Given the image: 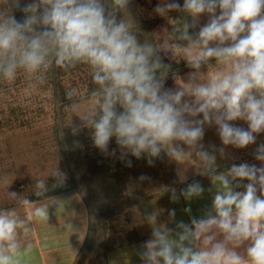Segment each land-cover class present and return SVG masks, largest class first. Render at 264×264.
Returning <instances> with one entry per match:
<instances>
[{"label": "clouds", "instance_id": "obj_1", "mask_svg": "<svg viewBox=\"0 0 264 264\" xmlns=\"http://www.w3.org/2000/svg\"><path fill=\"white\" fill-rule=\"evenodd\" d=\"M130 2L31 0L21 7L20 0H13L12 8L23 12L24 18L0 12V75L12 80L23 69L43 83L53 65L67 71L87 64L97 86L91 95L98 98L99 106L79 117L93 130L94 146L101 153L108 154L115 137L127 167L132 166L126 159L129 154L137 159L146 154L149 166L162 151L178 163L185 155H195L200 164L197 174L208 176L216 188L212 206L190 223L176 222V238L173 229L157 225V212L147 214L152 237L138 250L143 264H264V143L255 153L260 167L240 163L226 172L216 171L217 154L225 158L226 146L243 149L255 143V134L264 132V0H184L182 6L178 0H163L154 9L157 14L181 11L191 17V23L175 27L159 48L141 44L133 25L117 20L116 13H128ZM205 13L209 21L190 34ZM161 49L170 50L174 57L175 50H181L194 70L188 73L187 83L176 77L181 82L176 90L164 89L165 72L157 76L166 67L157 54ZM213 58L231 71L205 79L200 69ZM66 95L71 100L75 90ZM117 105L122 112L116 111ZM238 119L246 121L248 128L231 123ZM206 125L217 127L222 147L206 148L202 143ZM79 130L80 126H72L73 134ZM177 174L181 181L186 179L183 171L178 169ZM55 178L63 183L66 176L57 169ZM244 180L248 183L242 185ZM241 187L243 191L235 190ZM35 189V196L43 199L24 201L32 207L25 218L15 208L0 209V264H21L19 258L31 248L29 244L22 250L21 239L34 231L30 222L48 223L49 207L58 205L56 199L48 202L45 180L37 181ZM167 191L175 203L181 197L186 201L201 197L205 189L193 181L179 194L175 188ZM7 196L18 197L8 191ZM168 215L175 221V209ZM242 246L243 253L237 251Z\"/></svg>", "mask_w": 264, "mask_h": 264}, {"label": "rangeland", "instance_id": "obj_2", "mask_svg": "<svg viewBox=\"0 0 264 264\" xmlns=\"http://www.w3.org/2000/svg\"><path fill=\"white\" fill-rule=\"evenodd\" d=\"M133 1L137 4L144 20L155 30L159 44L169 40L173 34L172 26L176 22L175 15L179 14V11H170L162 16L154 9L163 0ZM183 2L184 0H178L181 6ZM216 14L219 15V9ZM209 18L208 14H202L198 27L204 26ZM169 42L176 43L175 40ZM161 50L169 64L186 61L179 49L175 50V57L170 50ZM192 71L194 70L163 77L164 89L176 90L181 83L176 80V77H179L183 83H187L188 73ZM229 71H231L230 67L216 63V60L210 66L200 69L205 79ZM47 75L46 73L45 76ZM88 78L84 71L76 70L61 79L62 89H65L66 94L75 90L72 99H66L69 101L68 105L67 102L64 104L63 123L70 129L74 125L80 126L79 132L73 134L76 137L91 135L87 130L92 129L83 125L79 115L93 111L99 106L98 98L86 97ZM46 80L47 78L41 83L34 75L26 72L17 73L12 80H0V110L2 111L0 115V209L15 208L21 218L32 211V207L24 203L26 199L40 201L34 194L37 181L45 180L48 189L54 185L62 186L70 183L66 160L60 150L56 133L58 115L55 111V95L57 91L53 84ZM64 91L61 96L67 97ZM184 99L191 98L185 96ZM74 102V106H71ZM7 122L9 123L6 124ZM231 123L237 127L248 128L244 120L238 119ZM204 131L202 143L206 148L210 145L222 147L215 125H206ZM210 135H215L217 142H214ZM255 135L254 144L243 149L226 146L227 155L223 159L217 154L216 171L226 172L228 169L224 170L221 167L229 165L230 168L233 164L240 163L255 164L260 167L262 162L254 158L241 162L243 157L255 154L257 147L264 143V132ZM183 147L185 151L188 150L186 146ZM112 150L108 154L104 153V156L110 158L114 166L119 154L115 151L112 155ZM167 156L161 155L162 162L155 161L153 166L144 170V176L149 179L136 180L137 182L130 180L129 184L126 183L122 193V203L117 206L108 222L109 227L106 228V233L110 232L108 244L111 251L107 253L108 264H143L138 250L140 245L152 237V225L146 220L147 214L157 212V225H166L173 229L172 237L176 238V222L190 223L191 218H201L211 208L216 188L208 176L197 174L200 164L195 155L192 157L185 155L181 163ZM57 169L66 176L63 183L57 182L55 178ZM178 169L183 171L186 177L183 181L177 174ZM193 181H199L205 189L201 197L190 201L181 197L175 203L170 201L171 193L167 191L168 189L175 188L179 194L180 189ZM241 183L247 184L248 181L244 180ZM235 190L243 191L244 189L241 187ZM7 191L16 192L18 197L9 198ZM257 194L259 195V192ZM53 201L58 205L53 204L49 207L48 223L39 220V224H42L44 228V234L41 236L38 231L37 235L44 239L43 243H39V239L33 242L27 240L26 248L29 244L31 248L19 258L21 264H101L97 255L87 259L78 258L76 255L80 247L85 244V235L86 232L88 233L89 215L84 199L76 193L48 198L49 203ZM136 207L139 208V212L134 211ZM186 208H190L191 212H185ZM171 209H175V221L169 218L168 211ZM97 222L98 226L103 227L101 220Z\"/></svg>", "mask_w": 264, "mask_h": 264}, {"label": "trees", "instance_id": "obj_3", "mask_svg": "<svg viewBox=\"0 0 264 264\" xmlns=\"http://www.w3.org/2000/svg\"><path fill=\"white\" fill-rule=\"evenodd\" d=\"M30 2L31 0H20L21 7ZM12 7L13 0H0V12H6L7 14L13 15L17 20H22L24 18V13ZM116 16L118 21L125 19L126 22L133 25L132 31L136 33L137 39L141 44L146 42L151 43L157 48L160 47L155 30L144 20L135 1L131 0L128 13L117 12ZM175 19L176 22L172 26L173 32L175 27H182L186 22L191 23V17L181 11H179V14L175 15ZM37 30L39 31L42 29L38 27ZM198 31V25L196 28L189 29L190 34L198 33ZM175 42L177 43V41ZM179 43L186 45L187 42L179 41ZM157 54L162 57V63L166 66L165 69L157 71L158 77L160 76V71L165 72L164 77H166L172 74H183L192 70L188 67L187 62L169 64L162 50H159ZM212 60H214V58L209 62ZM203 66L205 65H202V67ZM76 70L84 71L89 77L87 83L88 93L86 97L92 98L91 92L94 91L97 86L92 82L91 67L89 65L77 64L74 68L67 71L53 65L47 71L48 75L46 76V81L52 83L57 91L55 95V111L58 115L56 117L58 122L56 133L60 144V150L66 160L70 183L69 185L66 183V185L63 184L62 186H51L46 196L49 198L56 196L63 197L77 193L84 199L89 215V222L87 227L88 233L86 235L82 254H101L108 240V232L106 233V228L109 227L108 222L111 216L114 215L117 206L122 203V193L126 183L129 184L130 180L135 182H137L136 180H140V176L145 174L143 173L144 170L148 169L150 166L147 163L148 157L146 154L140 159L129 154L126 159L132 161V166L127 167L125 162L120 159L121 152L119 146L116 144L115 137L111 138L109 142V151L115 149L119 154L113 166L112 160L105 157L104 153H101V151L94 146L92 140L93 130H87V132L91 134L90 136L83 137V135L76 137L71 133L72 129L64 125V104L67 102L68 105L69 101H66L67 97H65V95L61 96V93L65 90L64 88L62 89L61 79L63 76H66L68 73H73ZM22 72L25 71L23 69L17 70V73ZM0 80L3 81L6 79L0 75ZM116 111L119 113L122 112L123 109L117 105ZM1 114L2 111L0 110V115ZM8 123L9 122L6 124ZM161 155L167 154L162 151L160 156ZM158 158L156 160L153 158L154 164L155 161L156 163L163 161L160 157ZM41 199L43 198L39 197L38 200ZM98 220L102 221L103 227L98 226Z\"/></svg>", "mask_w": 264, "mask_h": 264}, {"label": "crops", "instance_id": "obj_4", "mask_svg": "<svg viewBox=\"0 0 264 264\" xmlns=\"http://www.w3.org/2000/svg\"><path fill=\"white\" fill-rule=\"evenodd\" d=\"M215 60V59H214ZM214 60H212L211 62H209L207 65L203 66L201 69L205 68L206 66H210ZM187 62V61H185ZM199 119H202V115L200 117H198ZM210 137L214 140V142H217V138L215 137V135H210ZM254 158L255 159V154H252V155H247L245 157H243L241 159V162H245V160L247 159H252ZM231 164V163H230ZM229 165H226V166H223L221 167V169H224V170H227L229 169L228 167ZM220 169V170H221ZM26 216L24 215L23 218H25ZM32 224V226L34 227V231L31 232L26 238L25 237H21V239L23 240V245H22V250L24 248H26V242L27 240L30 241V242H33V241H36L37 239H39V243H43L44 239L41 238V236L44 234V228L42 227V224H39V220L38 219H34L32 222H30ZM39 231V234L41 236H38L37 235V232ZM110 231V230H109ZM86 235H87V232H86ZM86 235H85V240H86ZM109 238H110V232L108 233V240H107V244H106V247L103 249V251L101 252V254H82V250L84 248V244L80 247V249L78 250L77 252V257L78 258H88V257H91V256H99V261L101 262V264H108V257H107V253H109L111 250L109 248ZM84 240V242H85ZM120 248V247H118ZM120 251V250H119ZM237 251L243 253L244 252V247L242 246L240 249H237Z\"/></svg>", "mask_w": 264, "mask_h": 264}]
</instances>
